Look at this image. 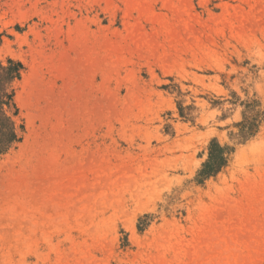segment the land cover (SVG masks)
<instances>
[{"label":"rangeland","instance_id":"374dc122","mask_svg":"<svg viewBox=\"0 0 264 264\" xmlns=\"http://www.w3.org/2000/svg\"><path fill=\"white\" fill-rule=\"evenodd\" d=\"M7 60L0 264H264V0H0Z\"/></svg>","mask_w":264,"mask_h":264},{"label":"trees","instance_id":"16d2710c","mask_svg":"<svg viewBox=\"0 0 264 264\" xmlns=\"http://www.w3.org/2000/svg\"><path fill=\"white\" fill-rule=\"evenodd\" d=\"M20 70V64L11 60H7L5 64L0 63V155L8 152L19 142L14 122L16 112L12 113L14 109L12 84L19 79ZM212 171V155H210L204 174Z\"/></svg>","mask_w":264,"mask_h":264},{"label":"bare ground","instance_id":"6f19581e","mask_svg":"<svg viewBox=\"0 0 264 264\" xmlns=\"http://www.w3.org/2000/svg\"><path fill=\"white\" fill-rule=\"evenodd\" d=\"M15 102L19 106L20 109H23L25 107V104L22 99V91L16 94L15 96Z\"/></svg>","mask_w":264,"mask_h":264}]
</instances>
